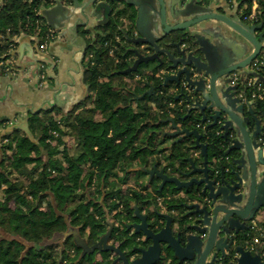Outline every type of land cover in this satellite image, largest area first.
Listing matches in <instances>:
<instances>
[{
  "label": "trees",
  "instance_id": "16d2710c",
  "mask_svg": "<svg viewBox=\"0 0 264 264\" xmlns=\"http://www.w3.org/2000/svg\"><path fill=\"white\" fill-rule=\"evenodd\" d=\"M255 1L263 15L264 0ZM52 2L0 0V60L10 57L13 38L20 33L44 38L47 26L39 10ZM108 2L109 21L102 34L89 44L91 57L85 64L86 82L94 93L92 105L60 116L51 109L30 115L29 129L37 142L19 129L0 137V264H120L114 262L116 255L109 251L82 256L73 236L62 239L58 234L70 226L93 245L106 232L110 220V243L119 245L131 258L134 256L131 249L140 244L137 239L141 236L125 226L136 221L133 205L139 210L145 208L148 218H155L156 224L163 225L164 218L156 215L157 197L164 196L166 191L174 192L173 185L167 184L161 190L154 185L148 191L144 185L135 189L123 188L122 184L127 183L133 168L159 164L164 149L160 145L162 140L155 143V130L163 125L161 119L173 114L182 128H193L199 114L190 113L183 119V108L167 109L169 102L179 101L170 91L175 85H162L163 74L158 65L149 74L142 72V67L149 63L140 64L135 72L151 82L154 92L145 93L136 107L128 103V94H122L123 103L116 105L118 93L112 90L116 86L115 79L130 75L122 71L133 61L126 60L133 53L127 51L128 43L122 31L127 35L131 33L134 12L120 6L117 0ZM252 2L248 0L246 11L250 12ZM116 36L121 41H116ZM110 52L113 55H109ZM140 92L142 90L134 94ZM152 98L157 107L163 109L161 113L154 115L143 105ZM96 112L102 115L101 119H96ZM206 128L207 135L202 140L209 142L211 158L222 137L215 133L216 126ZM188 139L192 144L193 138ZM189 147L186 141L172 146L164 157L165 172L175 174V161L180 162V169L188 165ZM200 162L201 158L196 159V163ZM27 164L33 165L28 168ZM66 166L71 169L65 171ZM84 166H87L85 171ZM144 174L138 169L136 177ZM163 202L169 211L182 208L180 200ZM150 206L154 210H149Z\"/></svg>",
  "mask_w": 264,
  "mask_h": 264
},
{
  "label": "water",
  "instance_id": "95a60500",
  "mask_svg": "<svg viewBox=\"0 0 264 264\" xmlns=\"http://www.w3.org/2000/svg\"><path fill=\"white\" fill-rule=\"evenodd\" d=\"M156 1L158 10L151 5L146 9L154 11L148 27L142 22L143 8H138L135 21L138 36L130 37L123 32L131 43L149 47L150 53L144 54L141 47H129L135 59L122 72H135L140 64L157 61L163 74L162 85H175V98L185 110L183 119L190 113L199 114L197 123L216 126L215 133L219 132L216 134L222 137V142L215 146L214 156L210 158L209 142L202 140L204 135L196 126L180 128L173 117L164 119L174 131L163 135H180L181 141L193 138L188 149L191 155L186 158L188 165L184 169L177 166L172 175L156 165L141 170L160 179L159 190L172 184L175 191H184L183 198L187 201L181 204L185 210L179 211L177 229H174L171 215L156 211L158 217L164 218L163 225L159 226L155 218H148L133 205L136 221L125 226L141 236L137 239L140 244L131 249L134 252L131 258L119 245L108 242L112 230L110 220L106 232L93 245L70 226L58 235L62 239L73 236L82 256L109 251L116 255L114 262L120 264H264V231L256 249H248L244 243L252 233L251 222L264 209V99L249 101L248 88L232 84L230 77L241 70L246 76L255 77L264 91V65L260 71L249 67L264 50L263 23L241 22L232 9L237 0H178L170 9L169 15L174 21L170 24L164 0ZM65 10L61 0H53L49 7L39 10V15L55 30V16ZM208 21L219 22L240 35L246 42L247 54L228 52L207 38L200 26ZM171 33L176 36L169 37ZM219 38L226 45L221 35ZM258 101H261L259 107ZM13 129L22 130L31 141L37 142L27 121L8 126L3 134ZM195 150L199 151L200 163L192 156ZM211 163L218 166L215 175ZM178 220L182 221L181 225Z\"/></svg>",
  "mask_w": 264,
  "mask_h": 264
},
{
  "label": "crops",
  "instance_id": "0c3cea01",
  "mask_svg": "<svg viewBox=\"0 0 264 264\" xmlns=\"http://www.w3.org/2000/svg\"><path fill=\"white\" fill-rule=\"evenodd\" d=\"M90 1L91 0H77L78 3H75L73 0H70L69 2L61 0V3L66 7V10L63 11L62 14L58 13V15L55 16L57 26L55 30L51 29L43 19L47 28L51 29L54 34L53 40L48 45L47 54H40L38 52L35 35L20 33L13 38L14 47L10 51V57L8 60L14 65L17 72L15 71V73L8 74L0 73V123L2 122V126H5H0V137L6 134H3L4 129L12 124L27 121L29 127L30 115L39 113L43 110L51 109L53 110V114L56 115L57 111L60 116L70 113L76 108H81L85 105L89 107L92 105L91 100H93L94 93L90 91L86 82L85 64L89 60L88 46L98 34H102L103 27L109 21L110 8L109 0H96L94 3ZM117 1L120 3V6H125L134 12L132 30L128 35L130 37L138 36L135 28L138 8H143L142 13H144L142 14V22L144 27L149 26L148 22L154 15V11L146 10L148 6L151 5L152 9H159L156 0H150L149 2L148 0ZM176 1L178 0H164V8L168 16V23L170 24L174 23V21L170 18L169 12ZM246 3H248V1ZM246 3L244 4V8ZM254 4H257V2L253 0L251 7ZM224 9L227 8L224 7ZM219 11L221 12L222 10L219 9ZM228 12L230 11L228 10ZM200 29L207 38L214 41L216 44L218 43V45H222V48H225L228 52L234 50L237 54H247V51L244 52V46L246 44L245 40L240 35L225 28L221 23L216 21L203 22ZM123 32L126 33L125 31H122V34ZM220 35L225 40L226 45L223 44L219 38ZM175 36V33L169 34V37ZM116 41H121V39L116 36ZM127 43V51H129V47L146 46L135 45L129 40H127ZM109 55H113V53L110 52ZM132 59L133 61L135 59L134 53L128 55L126 60L131 61ZM117 61L118 58H115V62ZM148 63L149 64L142 67L141 70L142 72L149 74L150 70L158 64L157 61H151ZM42 64L44 65L46 82L44 85L39 86L36 69ZM236 72L241 74L242 78L245 80V84L249 79L254 78L253 76H246L241 70ZM115 82L116 86H114L112 90L118 93V100L116 101V105L118 106L123 103L121 99V97L123 98L122 94H128V103L133 107H136L137 101L144 97L145 93L148 94L147 91H149L148 95H150L155 90L151 82L145 80L144 77L136 72H130V75L128 76L116 77ZM150 88L152 90H150ZM139 90H142V92L135 95V91L138 92ZM143 105H146L154 115L163 111L162 108L157 107V103L153 98L145 101ZM101 118L102 115L99 112H96V119ZM160 122L163 123V126H160L155 130V143H159V141L162 140L160 145L164 149V152L162 154L160 153L159 157L161 160L159 164L157 165L155 162L153 165L146 167L142 166L133 168L127 183L122 184L123 188L130 187L138 189L139 185H144L148 188V191H151L154 185H159L160 179L154 175H149L145 170H142L145 173L143 176L136 177L137 170H141L143 167L149 170L152 169L154 165H156L158 169L164 168V157L169 153L172 146L184 141L191 146V141H189V139H185L184 141L179 140L181 137L180 135H163L162 133L164 132H173L174 128H172L170 122H165L164 119H161ZM157 123L159 122H156V124ZM176 125L177 127L182 128L180 122H176ZM51 133L55 134V131H51ZM191 153L193 156V152ZM193 157L195 161L199 158L195 156ZM179 164V161H175L174 163L176 167L179 166ZM32 165L33 164H27V167L30 168ZM70 169L71 166H66L64 170L68 171ZM86 169L87 166H84L83 170L85 171ZM167 192L173 193L176 197L172 199L180 200V203L187 201L186 198H183L184 191H166V193ZM180 194L182 196H180ZM10 202L15 205L13 201ZM41 209L44 210V206H42ZM149 210H154V207L150 206ZM155 210L163 214L171 215L174 218L173 227L174 229H177L178 213L185 209L182 206L181 209L169 211L163 202L162 205H156ZM140 213L146 214V209L143 208L140 210ZM251 223H258L262 226L264 231V209L257 213L254 221ZM85 237L86 236H84V238ZM108 242L110 243V240Z\"/></svg>",
  "mask_w": 264,
  "mask_h": 264
},
{
  "label": "built area",
  "instance_id": "2783aa9c",
  "mask_svg": "<svg viewBox=\"0 0 264 264\" xmlns=\"http://www.w3.org/2000/svg\"><path fill=\"white\" fill-rule=\"evenodd\" d=\"M255 1V0H254ZM257 2V1H256ZM260 5L257 2V4L253 5V8L251 7L250 12L245 11L242 12V17L244 20H246L248 23H263L264 27V14L262 15L259 11ZM36 38V48L40 54H47L48 51V45L54 38L53 31L51 29L47 28V31L45 32V36L43 39H40L38 34L35 35ZM89 57H91V54H89ZM264 65V50L260 52V54L251 62L250 69L253 71H260L262 66ZM37 70V82L39 86L44 85L46 82V74L44 71V65H40ZM16 69L14 65L7 59L0 60V73L8 74V73H15ZM17 72V71H16ZM231 77V83L232 84H238L241 80V74L238 72H234L230 75ZM245 84V83H243ZM245 86L248 87V100L255 101V100H262L264 99V91H263V85L260 83L255 82V77L253 79H249ZM171 92L177 93L175 89H170ZM175 109L182 107V102L178 101L176 104L173 102H169L167 104V109L173 108ZM163 110V109H162ZM161 110V111H162ZM170 117H174V115H170ZM196 127L203 133V135H207V128L205 123H197ZM216 133H219L218 131ZM193 156L199 157V151L195 150L193 151ZM215 163V159L212 160ZM212 171L215 174L218 173V166L211 163ZM180 196H182L180 194ZM176 197L173 193H165L162 197H157V204H163L164 200H170L172 198ZM252 232L255 235H250L247 237L244 241L246 248L254 250L258 247L260 244V240L262 237L263 229L262 226H260L258 223H252Z\"/></svg>",
  "mask_w": 264,
  "mask_h": 264
},
{
  "label": "flooded vegetation",
  "instance_id": "af4514ba",
  "mask_svg": "<svg viewBox=\"0 0 264 264\" xmlns=\"http://www.w3.org/2000/svg\"><path fill=\"white\" fill-rule=\"evenodd\" d=\"M248 0H237L236 3L234 4L233 8L235 14L238 16V18L241 20V22L249 24L246 20L243 19L242 17V12L245 11L244 8V4L247 2ZM142 51L144 52V54L150 53V49L147 46H143L141 47ZM245 82V80L242 78L241 76V80L239 84H242L245 86V84H243ZM259 213V212H258Z\"/></svg>",
  "mask_w": 264,
  "mask_h": 264
},
{
  "label": "rangeland",
  "instance_id": "374dc122",
  "mask_svg": "<svg viewBox=\"0 0 264 264\" xmlns=\"http://www.w3.org/2000/svg\"><path fill=\"white\" fill-rule=\"evenodd\" d=\"M246 7L248 8V3H246V5H245V9H246ZM252 8H253V6H252ZM131 83V82H130ZM169 118V117H168ZM167 119V118H166ZM161 126H163V125H161Z\"/></svg>",
  "mask_w": 264,
  "mask_h": 264
}]
</instances>
